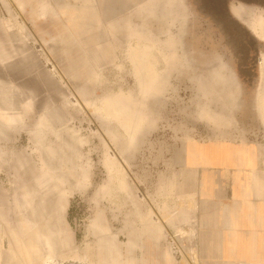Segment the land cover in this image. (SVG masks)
<instances>
[{
    "label": "rangeland",
    "instance_id": "obj_1",
    "mask_svg": "<svg viewBox=\"0 0 264 264\" xmlns=\"http://www.w3.org/2000/svg\"><path fill=\"white\" fill-rule=\"evenodd\" d=\"M225 3L217 22L200 1L153 0L159 17L142 23L153 31L142 43L174 47L155 53L159 64L122 66L117 43L110 60L79 65L78 81L49 64L46 82L31 83L33 95L12 103L25 110L14 115L25 131L0 147V264H85L88 243L122 228V177L145 186L147 171L163 175L184 141L210 132L200 118L209 85L200 78L217 69L246 79L254 67L210 66L204 57L253 42L261 50L250 61L264 53V9Z\"/></svg>",
    "mask_w": 264,
    "mask_h": 264
},
{
    "label": "crops",
    "instance_id": "obj_2",
    "mask_svg": "<svg viewBox=\"0 0 264 264\" xmlns=\"http://www.w3.org/2000/svg\"><path fill=\"white\" fill-rule=\"evenodd\" d=\"M158 17L153 0H0V147L19 142L25 127L14 115L25 110L13 104L46 82L49 64L78 81L79 65L110 60L117 43L122 66L159 64L155 53L174 47L142 43L153 33L142 23ZM243 46L204 57L253 73L200 78L210 132L184 141L163 175L147 171L145 186L122 177V228L88 243L85 264H264V53L254 64L261 48Z\"/></svg>",
    "mask_w": 264,
    "mask_h": 264
},
{
    "label": "flooded vegetation",
    "instance_id": "obj_3",
    "mask_svg": "<svg viewBox=\"0 0 264 264\" xmlns=\"http://www.w3.org/2000/svg\"><path fill=\"white\" fill-rule=\"evenodd\" d=\"M197 1L201 2L200 8L202 7V12L207 16H210V17L213 16V18H215V21H217L216 20L217 18L220 19L221 16H223L222 14L224 13V6L228 10V5L225 3L228 0H197ZM242 1L252 4V5H258L264 9V0H242ZM229 13L232 14L230 11H228V14ZM235 27L236 28L240 27V25L239 26L236 25Z\"/></svg>",
    "mask_w": 264,
    "mask_h": 264
},
{
    "label": "water",
    "instance_id": "obj_4",
    "mask_svg": "<svg viewBox=\"0 0 264 264\" xmlns=\"http://www.w3.org/2000/svg\"><path fill=\"white\" fill-rule=\"evenodd\" d=\"M184 8H185V11H184V12H185V14L187 15V12H188L189 9L187 8V6H186L185 4H184ZM187 16H188V15H187Z\"/></svg>",
    "mask_w": 264,
    "mask_h": 264
},
{
    "label": "bare ground",
    "instance_id": "obj_5",
    "mask_svg": "<svg viewBox=\"0 0 264 264\" xmlns=\"http://www.w3.org/2000/svg\"><path fill=\"white\" fill-rule=\"evenodd\" d=\"M262 28L261 32L264 34V24L262 25Z\"/></svg>",
    "mask_w": 264,
    "mask_h": 264
}]
</instances>
